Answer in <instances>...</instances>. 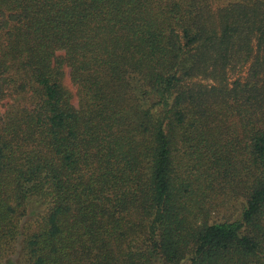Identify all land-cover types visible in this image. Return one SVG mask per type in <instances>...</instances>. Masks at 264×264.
Masks as SVG:
<instances>
[{
	"label": "trees",
	"instance_id": "obj_1",
	"mask_svg": "<svg viewBox=\"0 0 264 264\" xmlns=\"http://www.w3.org/2000/svg\"><path fill=\"white\" fill-rule=\"evenodd\" d=\"M215 1L0 0V264H264V0Z\"/></svg>",
	"mask_w": 264,
	"mask_h": 264
},
{
	"label": "rangeland",
	"instance_id": "obj_2",
	"mask_svg": "<svg viewBox=\"0 0 264 264\" xmlns=\"http://www.w3.org/2000/svg\"><path fill=\"white\" fill-rule=\"evenodd\" d=\"M235 0H217L215 1V6L218 7L233 2ZM65 78L63 83L65 87L71 92L73 96V104L78 107L79 100L77 94V87L74 86L70 79L69 69H66ZM248 69L244 67L238 71H233L231 73V81H235V79L240 78L241 80H245L247 77ZM13 101H6L4 106L1 108L0 112L4 113ZM182 157V154H180ZM184 164L186 167L191 166V169L195 175H200L203 169H198L195 167L196 163L189 162L188 160H184ZM197 172V173H196ZM193 174V175H194ZM191 176L194 178V176ZM195 188L199 189L197 196L202 201V206L210 215V222L214 221H224V220H237L241 217L242 209L245 204V195L244 194H233L229 189L221 190H210L207 189L206 192L203 187H205V182L199 185H194ZM205 192V193H204ZM16 259V257H14ZM12 261V260H11ZM13 262V261H12ZM6 264H9L6 262Z\"/></svg>",
	"mask_w": 264,
	"mask_h": 264
}]
</instances>
